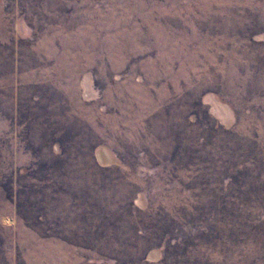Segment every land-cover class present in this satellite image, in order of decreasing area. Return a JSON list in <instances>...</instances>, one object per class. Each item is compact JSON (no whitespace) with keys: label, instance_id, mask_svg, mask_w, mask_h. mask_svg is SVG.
Returning <instances> with one entry per match:
<instances>
[{"label":"rangeland","instance_id":"374dc122","mask_svg":"<svg viewBox=\"0 0 264 264\" xmlns=\"http://www.w3.org/2000/svg\"><path fill=\"white\" fill-rule=\"evenodd\" d=\"M0 264H264V0H0Z\"/></svg>","mask_w":264,"mask_h":264}]
</instances>
